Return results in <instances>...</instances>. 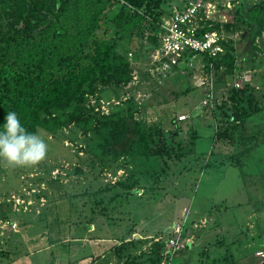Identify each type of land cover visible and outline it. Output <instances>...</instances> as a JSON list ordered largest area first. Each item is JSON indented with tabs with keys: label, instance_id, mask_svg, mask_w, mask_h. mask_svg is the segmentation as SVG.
<instances>
[{
	"label": "rangeland",
	"instance_id": "obj_1",
	"mask_svg": "<svg viewBox=\"0 0 264 264\" xmlns=\"http://www.w3.org/2000/svg\"><path fill=\"white\" fill-rule=\"evenodd\" d=\"M182 2L166 0L164 5L168 9L170 3L180 5ZM263 2L260 0L255 4ZM239 5L227 14L228 18L234 16ZM232 19L237 24L235 31L229 36L223 35L234 43L238 67L234 74L228 75L223 67L215 75L219 104L227 100L229 85L240 80L244 87L247 84L255 86L262 92L258 95L264 96L263 39H256L254 50L252 38L256 34L248 26L250 20L246 10ZM121 48L128 49L123 42ZM151 54L148 57L141 54L146 58L139 57L134 62L136 80L128 87L106 91L112 101L108 103L104 98L103 110L109 112L113 104H124L134 97L142 111L139 118L149 123H161L168 130L174 129L170 119L187 113L189 119L181 127L186 132L182 141L187 157L170 166L164 176L158 174L156 182L150 181L154 173L145 160L142 163L121 159L113 163L106 169L113 180L132 182L133 178L140 177L145 181L144 189L139 191L141 195L135 191L129 199L120 197L112 203L106 201L105 206L111 210L109 217H98L93 214L98 213L99 208L90 198L97 201L100 196L109 194L102 191L107 183L100 169L91 171L88 155L78 162L77 154L66 146L73 145L76 149L72 142L75 141L86 147L85 137L74 127L59 132L57 137L43 129L48 154L39 165L12 168L0 160V206L3 204L0 213L9 211L10 219L15 220H0V250L9 253V257L0 259V264H88L91 260L85 258L91 249V237L98 235L107 241L118 231L128 234L133 222L138 225L136 235L139 239L148 241L142 251L134 252V257L141 261V253L150 247L149 240L157 235H169L170 228L182 222L186 215L190 217V212L195 214L194 223L201 219L204 222L198 224L199 228L187 225L185 236L194 241V246L182 250L173 264H210L225 255L231 257L234 264H264L258 255L264 251V98L261 100L263 111L244 126V135L250 138L241 139L236 145L214 142L215 128L217 130L220 123L210 106H203L207 90V87L199 86V81L205 78L203 56L195 55L179 68L172 69L154 62ZM191 72L193 76H190ZM119 93L122 95L117 98ZM211 120L214 124L209 126ZM194 123L193 129H199L197 140L187 136ZM160 165L156 167L158 172ZM79 169L83 174L76 172ZM41 191L43 196L38 200L36 195ZM93 218L95 226L90 227L87 223ZM114 219L118 224L109 226ZM11 221L16 224L15 229ZM19 221L27 223L22 227ZM8 228L16 230L20 236L10 238ZM52 240L57 245L49 247ZM103 244L108 246L110 243ZM103 249H106L105 245L100 248L95 245L94 251L100 254ZM96 263L103 264V257Z\"/></svg>",
	"mask_w": 264,
	"mask_h": 264
},
{
	"label": "trees",
	"instance_id": "obj_2",
	"mask_svg": "<svg viewBox=\"0 0 264 264\" xmlns=\"http://www.w3.org/2000/svg\"><path fill=\"white\" fill-rule=\"evenodd\" d=\"M239 1L233 15H239L243 6L250 11L248 26L256 34L252 38L254 49L257 38L264 40V2L246 5V0ZM184 2L185 5L187 0ZM165 3L166 0H0V130H3L4 117L9 111L16 112L21 124L31 132L37 128L46 129L51 136L57 137L59 132L72 127L79 130L86 139V147L75 141L72 142L76 149L66 145L67 141L65 145L77 154L78 162L84 160L82 156H89V168L92 172L100 169L107 183L102 191L109 193L97 201L90 198L99 208L93 215L109 217L111 210L105 206L106 201L112 203L120 197L129 199L132 193L144 189L145 181L140 177L133 178L132 182L113 180L106 169L116 161L145 160L154 173L150 181L156 182L158 174L164 176L170 166L187 157L179 116L170 119L174 127L171 130L161 123H149L139 118L142 111L134 97L124 104H113L109 112L103 110V99L108 103L112 101L106 91L128 87L135 77L134 62L151 53L152 58L159 47L161 25L172 14L165 8ZM232 18L225 23L206 24L199 33L203 35L206 31L216 30L229 36L237 27ZM122 42L127 45V51L121 48ZM222 44L225 51L218 58L203 56L205 78L212 71L217 76L223 67L228 75L236 72L238 55L234 43L228 37ZM195 55L191 54L192 57ZM191 56L187 55L171 68H179ZM190 76H193L192 72ZM229 86L227 100L219 104L216 98V105L210 107L220 123L212 139L236 145L241 139L250 138L244 135V126L263 111L261 100L264 96L260 97L258 94L262 92L250 84L244 88ZM121 95L117 94V98ZM198 134L199 129L194 130L191 126L187 136L197 140ZM158 165L161 172L156 171ZM76 172L82 173L81 169ZM36 196L41 199L43 191ZM15 215L12 218H16ZM10 217L9 211L0 213V220L15 221ZM94 222L93 218L87 224L93 227ZM26 223L19 221V226ZM108 224L118 222L111 220ZM136 227L138 225L133 222L128 234L122 230L114 233V242H108V246L103 244L106 240L91 237V249L85 258L91 260L88 264H95L102 257L104 262L115 259V264H162L168 234L151 238L148 251L142 252L141 261H138L134 252L141 250L148 241L135 238ZM8 233L10 238L20 236L10 228ZM98 240L99 243L93 244ZM55 245L56 241L52 240L49 247ZM95 245L99 248L105 245L106 249L98 254L94 251ZM5 257H9V253L0 250V259ZM210 264L234 263L225 255Z\"/></svg>",
	"mask_w": 264,
	"mask_h": 264
},
{
	"label": "built area",
	"instance_id": "obj_3",
	"mask_svg": "<svg viewBox=\"0 0 264 264\" xmlns=\"http://www.w3.org/2000/svg\"><path fill=\"white\" fill-rule=\"evenodd\" d=\"M221 1H224V3L217 4L218 2L207 0H187L183 8L174 10L171 16L164 19L161 25L160 45L153 52V61L161 63L165 67H171L179 64L180 60H184L187 55L196 54L218 58L219 55L223 54L225 51L222 44L225 40L223 32L214 30L206 31L203 35L199 33L206 24L229 22L230 18L227 17V14H230L233 11L232 9L240 4L239 0ZM210 68H213L212 65ZM134 80H136L135 77ZM214 82L215 71H212L207 78L199 81V86L207 87L206 99L203 100V106L205 107H214L217 103ZM235 87L244 88L242 80L238 81ZM186 119L187 116L184 115L179 117L180 121ZM188 219L189 217L186 215L182 222H177L170 228L162 264H172L179 252L188 248V245L194 242L193 240H187L185 236ZM11 225L15 229L16 224L11 222ZM258 255L264 261V251L258 252Z\"/></svg>",
	"mask_w": 264,
	"mask_h": 264
},
{
	"label": "clouds",
	"instance_id": "obj_4",
	"mask_svg": "<svg viewBox=\"0 0 264 264\" xmlns=\"http://www.w3.org/2000/svg\"><path fill=\"white\" fill-rule=\"evenodd\" d=\"M4 121L3 130H0V160L6 166L35 167L47 158L48 144L43 129L37 128L35 132L29 131L21 124L14 111H9ZM187 225H189L188 222Z\"/></svg>",
	"mask_w": 264,
	"mask_h": 264
},
{
	"label": "crops",
	"instance_id": "obj_5",
	"mask_svg": "<svg viewBox=\"0 0 264 264\" xmlns=\"http://www.w3.org/2000/svg\"><path fill=\"white\" fill-rule=\"evenodd\" d=\"M260 0H255V1H253V0H246V5H254L256 2H259ZM261 1H264V0H261ZM184 0H183V2L180 4V5H172L171 3L169 4V8H168V11H169V13L172 11H174V10H176V9H181V8H183V5H184ZM242 4V3H241ZM243 6V5H242ZM245 8H246V6L244 7L243 6V9L245 10ZM248 13H250V11L249 10H246ZM234 17V16H233ZM159 65H161V63H159ZM218 94V93H217ZM215 95H216V93H215ZM182 115H184V116H187V118H188V114L187 113H181L180 114V116H182ZM197 116H200V115H197ZM200 117H202V116H200ZM189 119V118H188ZM185 121H187V120H185ZM182 123L184 124L185 122L184 121H182V122H180L179 123V127H182ZM211 124H214V121H212L211 120V122L209 123V126L211 125ZM191 126H193V127H195V123L194 124H191ZM190 126V127H191ZM186 133V132H185ZM142 193H139V195H141ZM99 217V216H98ZM194 218H195V214H192L191 212H190V218L189 219H191V222L192 223H190L189 224V226L190 227H193V228H196L195 226H199L198 224L199 223H202V222H204L203 221V219H201L200 221H199V223H194ZM101 218H98V220H100ZM207 220V219H206ZM103 221V220H102ZM114 221H116L115 219H114ZM190 221V220H189ZM105 222V221H104ZM106 223V222H105ZM97 224H98V222H97ZM107 224V223H106ZM109 225V224H108ZM98 226V225H97ZM97 226H96V228H97ZM110 226V225H109ZM109 226H107V227H109ZM170 227V226H169ZM199 228V227H198ZM98 229H99V227H98ZM97 229V230H98ZM96 230V231H97ZM137 232V231H136ZM125 233H126V231H125ZM138 233V232H137ZM134 236H136V233H135V235ZM97 237H99L100 238V236H98L97 235ZM194 237V236H193ZM195 238V237H194ZM111 239L112 240H107V241H105V242H114V239H113V237H111ZM99 241V240H98ZM191 246H194V244L193 245H189V248L188 249H190L191 248ZM179 256V255H178ZM116 263V260L115 259H113V258H109L108 260L106 259V261L103 263V264H115ZM95 264H97V263H95Z\"/></svg>",
	"mask_w": 264,
	"mask_h": 264
},
{
	"label": "water",
	"instance_id": "obj_6",
	"mask_svg": "<svg viewBox=\"0 0 264 264\" xmlns=\"http://www.w3.org/2000/svg\"><path fill=\"white\" fill-rule=\"evenodd\" d=\"M135 238H136V239H139V236H138V235H136V236H135Z\"/></svg>",
	"mask_w": 264,
	"mask_h": 264
}]
</instances>
